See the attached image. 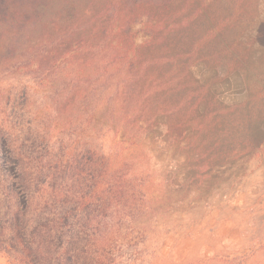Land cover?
Returning <instances> with one entry per match:
<instances>
[{
    "label": "rangeland",
    "instance_id": "obj_1",
    "mask_svg": "<svg viewBox=\"0 0 264 264\" xmlns=\"http://www.w3.org/2000/svg\"><path fill=\"white\" fill-rule=\"evenodd\" d=\"M182 6L192 22L176 36L172 84H137L158 97L122 99L117 74L79 72L55 91L39 73L0 70V128L43 136L73 100L65 116L103 156L99 180L123 186L95 209L111 264H264V0Z\"/></svg>",
    "mask_w": 264,
    "mask_h": 264
},
{
    "label": "trees",
    "instance_id": "obj_2",
    "mask_svg": "<svg viewBox=\"0 0 264 264\" xmlns=\"http://www.w3.org/2000/svg\"><path fill=\"white\" fill-rule=\"evenodd\" d=\"M177 1L0 0V70L39 73L55 91L79 72L104 84L117 74L122 99L156 98L157 85L137 84H172L166 69L183 53L176 36L192 22ZM140 32L147 38L137 44ZM72 101L60 103L43 136L18 142L0 128V254L10 264L113 261L95 209L123 186L99 180L103 156L71 128Z\"/></svg>",
    "mask_w": 264,
    "mask_h": 264
}]
</instances>
